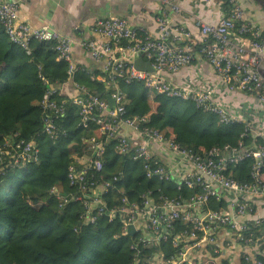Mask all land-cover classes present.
I'll list each match as a JSON object with an SVG mask.
<instances>
[{
    "label": "built area",
    "instance_id": "obj_1",
    "mask_svg": "<svg viewBox=\"0 0 264 264\" xmlns=\"http://www.w3.org/2000/svg\"><path fill=\"white\" fill-rule=\"evenodd\" d=\"M158 1L157 37L144 26L133 24L126 18L107 17L92 27L93 35L98 38L79 42L92 59L101 64L98 71L102 75L97 79L108 86L114 84L116 89L118 80L143 82L146 89L157 94L192 98L198 109L213 113L222 124L243 123L212 99L213 90L199 94L173 85L162 74L178 72L194 63L199 55L214 65L231 91L254 95L264 103V73L261 69L264 61L263 30L250 21H242L243 8L237 0H227L231 15L222 17L217 24L198 21L197 34L181 27L176 37L170 40L171 15H179L183 10L173 0ZM238 21H241L240 25H237ZM0 24L10 41L27 54H31L32 41L53 43L58 59L68 64L67 74L73 78L77 68L73 59L74 40L52 28L32 26L21 17V6L17 1L0 0ZM176 42L187 43L179 47ZM139 58L149 62L154 71L136 68L135 61ZM229 72L235 74L231 81ZM40 78L49 86L41 102L44 132L56 139L60 133L55 121L64 114L65 107L51 99L55 91L48 79L43 75ZM80 91L83 95H78L74 103L83 106L85 128L98 126L99 133L118 141L115 149L120 155L142 159L147 178L173 180L179 191L186 186L198 188L199 192L188 198H168L154 196L152 191H148L137 202H131L126 196L122 200V208L108 209L104 195L108 192L109 183H99L94 176L95 170L104 168L102 161L96 159L88 165V170L77 172L71 167L68 192L56 187L49 190L61 207L71 201L82 202L86 213L81 215V220L87 223H94L97 215L104 212L112 217L121 216L124 234L135 237L131 249L136 251V255L131 264H230L234 257L241 264H264V129L257 134L251 132L253 140L249 144L244 141L249 135L245 129L236 149L216 147L196 154L158 130L141 129L140 125L146 122V118L123 119L127 97L122 91L116 90L105 99L83 88ZM122 126L135 130L139 139L123 134ZM155 143L175 156L181 178H176L171 168L160 165L152 150ZM89 144L99 158L104 145L95 138ZM5 147L11 148V166L26 167L39 162L40 149L34 143L19 142L12 147L7 141L1 149ZM8 152L5 151V155ZM246 158L253 160L251 178L241 182L230 175L229 164H237ZM223 201L226 207L218 209L217 205ZM130 226L134 227L133 235L129 234ZM162 242H170L173 248L178 249L177 252L164 256L156 249ZM141 253L148 254L147 258L140 260Z\"/></svg>",
    "mask_w": 264,
    "mask_h": 264
},
{
    "label": "trees",
    "instance_id": "obj_2",
    "mask_svg": "<svg viewBox=\"0 0 264 264\" xmlns=\"http://www.w3.org/2000/svg\"><path fill=\"white\" fill-rule=\"evenodd\" d=\"M225 6L229 8L227 16L231 15L227 0ZM242 21H249L245 14ZM240 24L238 21L237 25ZM181 27L171 28L170 40ZM153 35L158 36V27ZM186 43L176 42L179 47ZM52 47L53 43L32 41L31 54H27L10 41L0 24V80L7 83L0 88V264H131L136 255L131 249L135 237L124 234L121 216L112 217L104 212L97 215L94 223H87L81 220V215L86 213L82 202L71 201L61 207L49 190L56 187L66 191L71 167L77 172L88 170V165L96 159L102 161L104 168L95 170L94 176L99 183H109L104 195L108 209L122 208L126 196L131 202H137L148 191L158 197L188 198L199 189L183 186L179 191L173 180L147 178L142 159L131 155L113 158L114 163L108 168L109 152L116 151L118 141L99 133L96 125L83 126V106L74 103L78 95H83L80 88L103 99L116 90L122 91L127 97L123 119L146 118L141 129L158 130L196 154L216 147L238 148L246 125L222 124L213 113L198 109L192 98L157 94L146 89L143 82L118 80L116 89L114 84L108 86L97 79L101 71H89L79 65L72 78L77 85L76 94L70 97L60 89L70 80L68 64L58 59ZM40 75L54 87L51 99L65 107L64 114L55 121L60 133L56 139L44 132L41 102L49 86ZM93 138L104 145L99 158L89 144ZM7 141L12 147L19 142L34 143L40 149L39 162L26 167L11 166V148L1 149ZM244 141L249 144L252 138L246 137ZM5 151L9 152L5 155ZM156 158L160 165L167 166ZM252 164L248 158L237 164L230 163L229 173L241 182L249 181ZM217 207L225 208V201ZM156 249L166 257L178 250L170 242H162ZM147 256L141 253L139 259Z\"/></svg>",
    "mask_w": 264,
    "mask_h": 264
},
{
    "label": "crops",
    "instance_id": "obj_3",
    "mask_svg": "<svg viewBox=\"0 0 264 264\" xmlns=\"http://www.w3.org/2000/svg\"><path fill=\"white\" fill-rule=\"evenodd\" d=\"M17 1L21 6V17L34 27H49L74 40L73 59L76 65L89 71H98L101 64L95 62L80 45L81 40L98 38L93 35L95 23L107 17H121L131 23L144 26L152 34L157 33L156 17L160 14L158 0H5ZM244 10L246 19L264 30V6L258 0H237ZM183 12L171 15V28L179 25L198 33V21L217 24L229 14L225 0H173ZM234 40L237 38L234 36ZM146 61V60H145ZM264 73V61L261 64ZM162 77L176 86H182L195 92L213 90L212 99L222 105L232 115L237 116L252 133L264 129V103L251 94L231 91L228 84L217 74L215 68L202 56H197L194 64L182 67L176 73L166 72ZM7 85V83H6ZM63 93L70 97L76 94V84L70 79L60 86ZM122 133L139 139L135 130L122 128ZM152 150L159 159L172 169L176 178H181L175 156L168 153L159 144H153ZM230 264H241L234 257Z\"/></svg>",
    "mask_w": 264,
    "mask_h": 264
},
{
    "label": "rangeland",
    "instance_id": "obj_4",
    "mask_svg": "<svg viewBox=\"0 0 264 264\" xmlns=\"http://www.w3.org/2000/svg\"><path fill=\"white\" fill-rule=\"evenodd\" d=\"M262 6H264V3H260ZM263 32H264V30H263ZM239 39V38H238ZM234 75L235 74H233L232 72H229L228 73V78H229V81H231L233 78H234ZM4 85H6V81L4 80V79H1L0 80V88L1 87H3ZM246 130L248 131V136L247 137H251L252 138V136H251V131H250V129H249V127H247L246 126ZM243 134H244V132H243ZM253 140V139H252ZM109 155H110V157H111V159H110V164H109V166H108V168H111L112 167V165H113V160L115 159V158H118L119 156H120V154L117 152V151H115L114 149H111V151L109 152ZM114 158V159H113ZM247 159V158H246ZM248 159H250L252 162H253V160H252V158H248ZM251 178V177H250ZM69 191V189H66V192H68Z\"/></svg>",
    "mask_w": 264,
    "mask_h": 264
},
{
    "label": "water",
    "instance_id": "obj_5",
    "mask_svg": "<svg viewBox=\"0 0 264 264\" xmlns=\"http://www.w3.org/2000/svg\"><path fill=\"white\" fill-rule=\"evenodd\" d=\"M135 66L138 69H143V70H147L150 72H153V68L151 67V64L149 62H146L144 59L139 58L135 61ZM110 103L112 104V100H110ZM129 234L133 235L134 234V227L130 226L129 228Z\"/></svg>",
    "mask_w": 264,
    "mask_h": 264
}]
</instances>
